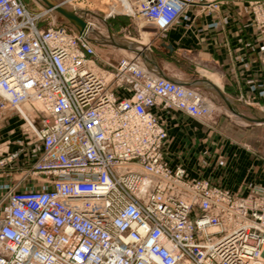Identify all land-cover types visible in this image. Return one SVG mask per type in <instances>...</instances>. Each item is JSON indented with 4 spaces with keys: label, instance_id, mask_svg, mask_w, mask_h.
I'll list each match as a JSON object with an SVG mask.
<instances>
[{
    "label": "built area",
    "instance_id": "built-area-1",
    "mask_svg": "<svg viewBox=\"0 0 264 264\" xmlns=\"http://www.w3.org/2000/svg\"><path fill=\"white\" fill-rule=\"evenodd\" d=\"M119 1L142 16L108 18L159 33L191 7L242 1L264 37V0ZM88 2L59 4L82 13ZM53 12L0 0V112H24L40 145L20 172L22 153H0L14 178L0 203V264H264V195L189 178L165 158L162 112L209 123L207 98L137 56L103 58L88 33L47 21Z\"/></svg>",
    "mask_w": 264,
    "mask_h": 264
},
{
    "label": "crops",
    "instance_id": "crops-1",
    "mask_svg": "<svg viewBox=\"0 0 264 264\" xmlns=\"http://www.w3.org/2000/svg\"><path fill=\"white\" fill-rule=\"evenodd\" d=\"M197 9L191 7L173 25L170 58L182 53L197 62L191 74L209 77L207 81L223 91L234 108L251 111L247 117H254L253 105L264 104V37L242 1L230 2L208 16L196 13ZM221 102L215 128L177 111L162 112L168 132L165 158L174 167H184L189 178L207 179L237 195L253 191L264 195V157L255 152V133L262 124L245 119L247 123L239 124L232 118L237 115ZM13 182L10 172L0 173V203Z\"/></svg>",
    "mask_w": 264,
    "mask_h": 264
},
{
    "label": "rangeland",
    "instance_id": "rangeland-1",
    "mask_svg": "<svg viewBox=\"0 0 264 264\" xmlns=\"http://www.w3.org/2000/svg\"><path fill=\"white\" fill-rule=\"evenodd\" d=\"M51 1L55 4H59L61 0ZM23 2L28 7V9L34 13H38L41 8H47L42 0H23ZM66 8L69 10H74L72 7ZM84 8L85 12H79L77 14L82 17L86 23L89 19L90 22L93 23V28L95 29V31L84 33H88L87 37H89L94 42L97 52L103 58L109 57L116 60L122 57L137 56L142 60L147 69L156 75H159L158 68L149 64L147 60L156 62L159 68L165 71V74H167L166 76L174 80L188 81L192 78L202 79L201 77H204L206 80H208L209 77L207 78V76H201L197 73H190L191 68H194V66L198 63L195 61H193L192 63L190 59H188L184 54L179 53L178 55H176V58H170L169 54L171 50L169 48V41L171 42V40L169 36L170 34H173V27L164 30L163 33H159L153 24H145L143 23V20H139L133 17H129L126 15H116L114 18H108L106 15L109 12V8L104 2L99 0H89L88 3H85ZM247 8L250 11L248 6ZM195 11L196 13H199L203 16H208L215 12L214 11L211 14H207L205 12H200V9H197ZM47 21L55 22L57 24L62 23L75 29L55 11L52 13V16L47 19ZM99 33H102L105 39L101 38L99 36ZM145 35H147L148 38L147 45H139V43L143 42V40L145 39ZM108 36L113 37L119 44L134 48L139 54H137L136 52L118 48L110 44L109 42H112L113 38H108ZM135 46H141L143 47V49L137 50ZM112 47H115L117 51H114ZM198 90L203 95V97L207 98L209 104L215 110L212 121H210L209 123H201L208 127L215 128L222 114L219 111V107L221 106V103H223L221 102L222 98L219 95L218 91H215V89L213 88L210 91L202 89ZM253 109L254 110L252 111L254 117H264V104H261V106L255 104L253 105ZM236 110L245 116H248L249 113H252L251 111L249 112L243 110L242 108V111L238 110L237 108ZM7 111L8 112L4 113L3 115H0V153L7 154L15 151L22 153L21 158L18 159L15 163V170H17V172H20L27 168L29 163L36 159L40 151V145L36 141V134L34 132L32 133L29 129L30 122L20 117L18 115V111L14 108ZM245 111L247 112V114H245ZM1 112L3 113L4 111ZM232 118L239 124L247 123L241 117L232 115ZM259 128L260 129H257V132L255 133V152L264 157V124H262ZM33 185L34 187H36L35 189H38L40 187L39 183H34Z\"/></svg>",
    "mask_w": 264,
    "mask_h": 264
},
{
    "label": "water",
    "instance_id": "water-1",
    "mask_svg": "<svg viewBox=\"0 0 264 264\" xmlns=\"http://www.w3.org/2000/svg\"><path fill=\"white\" fill-rule=\"evenodd\" d=\"M44 2V4L46 5L47 8L55 11L56 13H58L59 15H61L70 25H72L80 34L84 33V30L86 29L87 23L84 21V19L82 17H80L76 11L74 10H69L64 6H61L60 4H55L53 3L51 0H42ZM111 35V34H110ZM113 38V37H111ZM110 44L124 49V50H129L132 52H136L137 54H139L134 48L123 45V44H119L115 41V39L113 38L112 42H109ZM170 50H172V47H170ZM147 62L153 66H155L156 68H158L159 70V75L177 85H181V86H185V87H202V86H207L213 89H216L219 93V95L221 96L222 100H224L226 102V104L229 106V108L233 111L234 114H236L237 116L251 122L254 124H264V117H247L241 113H239L232 105L231 100L226 96V94L215 88V86H213V84L210 81H207L206 79H196L193 81H179V80H174L169 78L168 76H166L163 71L159 68V66L157 65L156 62H153L151 60H147Z\"/></svg>",
    "mask_w": 264,
    "mask_h": 264
},
{
    "label": "bare ground",
    "instance_id": "bare-ground-1",
    "mask_svg": "<svg viewBox=\"0 0 264 264\" xmlns=\"http://www.w3.org/2000/svg\"><path fill=\"white\" fill-rule=\"evenodd\" d=\"M99 1L104 2L108 6V8H109L108 11L109 12L106 15L107 17L111 16L112 14H122V13H128V14L135 13L139 17L142 16V10L140 9L139 6L135 7V9H132V8H129V7L121 4L119 0H99ZM93 26H94L93 24L87 25L86 26V29L84 30V32H88L89 33L91 31H95V29L93 28ZM99 36L101 38L105 39V37H104V35L102 33H99ZM145 36H146L145 39L143 40V42L139 43V45H143V46L147 45V39L148 38H147V35H145ZM135 45H136V43H135ZM136 48H137V50L138 49H143V47H141V46H137ZM6 112H8V111H4L3 113H0V115H3ZM18 115L20 117L24 118V119L26 117L24 112H23L22 115L25 116V117H23L20 113H18ZM29 129L33 133L32 128L30 126H29Z\"/></svg>",
    "mask_w": 264,
    "mask_h": 264
}]
</instances>
